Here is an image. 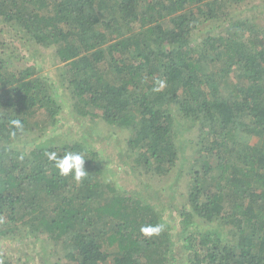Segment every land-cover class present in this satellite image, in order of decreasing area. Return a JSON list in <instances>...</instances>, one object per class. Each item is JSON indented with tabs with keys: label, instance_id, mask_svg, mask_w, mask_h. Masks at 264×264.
Listing matches in <instances>:
<instances>
[{
	"label": "trees",
	"instance_id": "1",
	"mask_svg": "<svg viewBox=\"0 0 264 264\" xmlns=\"http://www.w3.org/2000/svg\"><path fill=\"white\" fill-rule=\"evenodd\" d=\"M241 7L246 0H0V241L44 239L69 264H264V36L235 17ZM36 53L57 66L76 115L130 133L131 173L170 181V218L143 200L141 179L122 190L102 178L100 155L80 139L30 137L40 124L55 138L62 111ZM186 126L197 130L187 174ZM53 151L84 155L86 177L60 176ZM144 224L164 230L145 237ZM0 264L16 263L0 251Z\"/></svg>",
	"mask_w": 264,
	"mask_h": 264
},
{
	"label": "rangeland",
	"instance_id": "2",
	"mask_svg": "<svg viewBox=\"0 0 264 264\" xmlns=\"http://www.w3.org/2000/svg\"><path fill=\"white\" fill-rule=\"evenodd\" d=\"M246 2L247 7L238 8L235 17L247 18L259 27L264 36V0H246ZM44 58L45 56H38L36 53L34 64H36V66H44L46 73L51 77V83L54 86L57 99L62 106V111L58 117V123L53 129L52 135H55L52 137L55 138L46 139L42 137L46 129L41 131L39 128L42 125L39 124V127L32 126L34 123L29 125V129L31 126L34 128L31 131L30 137L36 139L34 141H37V143H39L40 138L41 141L44 139L48 141L47 144L52 145H62L61 143H65V141L80 139L83 144L87 147L89 146L100 155L105 164L102 178L117 187L119 186L122 190H128L137 183V179H141L144 183L141 185L137 184L138 189H136L141 194L143 200L152 204L156 210L163 211L164 219L170 218L172 213L169 209L170 207H168V203L170 202L169 194L165 191L170 181L168 179H149L138 173H131L128 170L129 166H127L128 160L123 158L126 148L125 141L130 133L127 130L108 126L98 118L76 115L71 107L69 92L57 81V66H52V61H45ZM178 122L179 120H176L175 124ZM48 132H50V130ZM181 132L183 137L181 142L186 144L184 151L187 156L182 169L185 170L187 174L188 168H197L193 163V156L196 151L195 139H197V130L195 128L188 129L186 126ZM30 143L32 142H28L26 145ZM186 182L185 175H183L179 181V190L180 188H184ZM181 193L182 191L180 190L177 195H181ZM175 198L178 202L180 201L178 200V196L175 195ZM176 219V217H172L171 222L175 223ZM0 251L16 264H69L65 259H57V257H59L57 255H60L61 252L54 255L51 251L50 243L44 239H24L20 242L14 241V238L3 240L0 241ZM176 264H185V261L178 260Z\"/></svg>",
	"mask_w": 264,
	"mask_h": 264
},
{
	"label": "clouds",
	"instance_id": "3",
	"mask_svg": "<svg viewBox=\"0 0 264 264\" xmlns=\"http://www.w3.org/2000/svg\"><path fill=\"white\" fill-rule=\"evenodd\" d=\"M157 87L153 88V91H160L166 86V82L163 80L157 81ZM10 124L14 129L22 130L23 124L21 121L13 119ZM15 136V131L12 132ZM48 159L54 162V166L58 170V173L62 177L71 176L76 181H82L88 172H86L85 156L77 151H65L63 156H58L56 152H48ZM164 230V225L162 224H144L140 227V232L145 237H151L153 235H158Z\"/></svg>",
	"mask_w": 264,
	"mask_h": 264
}]
</instances>
